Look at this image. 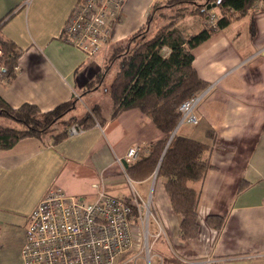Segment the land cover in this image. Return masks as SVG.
Here are the masks:
<instances>
[{
  "label": "crops",
  "instance_id": "obj_1",
  "mask_svg": "<svg viewBox=\"0 0 264 264\" xmlns=\"http://www.w3.org/2000/svg\"><path fill=\"white\" fill-rule=\"evenodd\" d=\"M77 1L0 0V34L22 50L19 70L0 82V93L11 105L27 101L48 110L80 97L118 41L141 27L154 3L165 2L124 0V18L113 23V39L106 43L101 64L63 40V27ZM252 10L193 49L195 67L210 84L196 106L199 122H185L177 130L203 141L209 140L208 128L216 135L198 202V236L181 239V217L156 171L134 179L125 169L130 147L143 145L147 154L165 136L149 114L133 107L60 142L26 137L0 150V264H24L29 216L52 189L94 199V182L124 199L138 190L136 183L146 185L145 199L152 196L164 230L153 240L157 259L152 264H264V10ZM178 23L186 34L206 24L200 15ZM101 85L84 95L93 101ZM245 178L247 186L238 190ZM210 214L225 215L221 229L208 223ZM152 230L158 231L156 221ZM176 257L180 260L174 262Z\"/></svg>",
  "mask_w": 264,
  "mask_h": 264
},
{
  "label": "trees",
  "instance_id": "obj_2",
  "mask_svg": "<svg viewBox=\"0 0 264 264\" xmlns=\"http://www.w3.org/2000/svg\"><path fill=\"white\" fill-rule=\"evenodd\" d=\"M213 1H217L213 8L219 12L214 28L208 25L213 9L207 8ZM250 9H254L252 14L264 10V0H165L154 3L141 27L123 41H118L113 54L81 92L84 95L96 89L105 81L107 73L116 67L106 88L112 100L108 116L100 102L89 105L78 114L77 107L83 101L81 95L42 110L37 103L27 101L19 106L11 105L0 93V116L13 121L12 124L0 122V150L12 148L26 137L60 142L69 135L73 123L86 129L97 121L104 124L123 109L138 107L151 116L165 136L153 142L150 151L142 153L139 159L125 160V169L134 179L145 178L158 169L157 177L164 181L171 204L181 217V239L197 237L200 230L198 202L211 166L216 135L210 128L207 129V141L178 130L171 135L181 121V102L202 93L210 84L195 67L193 49ZM189 15L204 17L206 24L202 30L186 34L181 29L178 21ZM252 25L255 33V22ZM0 42L4 47L1 61L7 67L5 75L11 79L22 50L10 37L0 34ZM247 184L246 178L241 180L238 190ZM207 221L221 229L225 215L210 214ZM171 259L164 258L166 261ZM179 260L176 257L174 262Z\"/></svg>",
  "mask_w": 264,
  "mask_h": 264
},
{
  "label": "built area",
  "instance_id": "obj_3",
  "mask_svg": "<svg viewBox=\"0 0 264 264\" xmlns=\"http://www.w3.org/2000/svg\"><path fill=\"white\" fill-rule=\"evenodd\" d=\"M124 2L78 0L63 27V40L84 51L88 58L93 57L113 39L112 25L123 20ZM218 16L219 12L213 8L209 27L217 26ZM3 56L0 42V82L7 79ZM15 67L18 71V64ZM204 95L203 91L181 102L178 128L185 122H199L196 106ZM82 130L73 123L69 134ZM145 148L140 144L130 147L123 163L139 159ZM157 172L158 169L155 175ZM93 186L97 196L94 199L52 189L40 200L28 219L22 246L24 264H140L141 258L145 264H152L153 240L164 231L156 217L152 196L145 200L134 189L124 199L97 182ZM151 217L157 222V232L149 229Z\"/></svg>",
  "mask_w": 264,
  "mask_h": 264
},
{
  "label": "rangeland",
  "instance_id": "obj_4",
  "mask_svg": "<svg viewBox=\"0 0 264 264\" xmlns=\"http://www.w3.org/2000/svg\"><path fill=\"white\" fill-rule=\"evenodd\" d=\"M105 46H103L104 48L102 47V49L100 50V52H98L97 54L94 55V59H96V61L98 60V62L101 63V64H103L102 62L104 60V57H103L104 56V52L106 51V48L108 47L107 45H105ZM110 48H113V46L111 45ZM109 51H110V49H109ZM115 69H116V67H114V69H112L111 72L107 73L108 75H107L104 83H102V85L100 86V88H98V92L94 96V100H93V101L98 100L103 105L104 111H106L107 113H109V111L111 112L112 101L110 99L109 92L106 91V87L105 86H107L110 83L111 79L113 78V76H114V70ZM84 96H85V98L82 99L83 101L77 107L76 112L78 114H82L83 111L85 110V108H87L89 105H92L94 103L92 101V99H91V98H93L91 95H87V96L84 95ZM0 122L7 123V124H12L13 123V121L11 119H9L8 117H6V116H0ZM145 186H146L145 184L136 183V189H138L139 190L138 192H140L141 195L144 196L143 197L144 199L147 198V196H145V193L146 192L144 193V187ZM148 188H149V186H148ZM152 191H153V189L151 188L150 193ZM145 200H147V199H145ZM154 224H155V220L151 217L150 226H149V229L150 230H152L154 228ZM150 239H151V237H150ZM141 241L143 242V239ZM151 254H152L151 263H153L157 259L156 255L154 254V250L153 249L151 251ZM144 261L145 260L141 259L140 260V263H144Z\"/></svg>",
  "mask_w": 264,
  "mask_h": 264
},
{
  "label": "water",
  "instance_id": "obj_5",
  "mask_svg": "<svg viewBox=\"0 0 264 264\" xmlns=\"http://www.w3.org/2000/svg\"><path fill=\"white\" fill-rule=\"evenodd\" d=\"M215 6H217V1H213V3H209L207 5V8L208 9H213V7H215ZM177 128H178V126L173 130V133H172L171 137L176 133Z\"/></svg>",
  "mask_w": 264,
  "mask_h": 264
}]
</instances>
